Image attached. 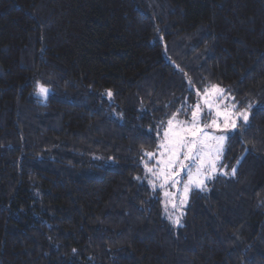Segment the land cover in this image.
Returning <instances> with one entry per match:
<instances>
[{
    "label": "trees",
    "instance_id": "trees-1",
    "mask_svg": "<svg viewBox=\"0 0 264 264\" xmlns=\"http://www.w3.org/2000/svg\"><path fill=\"white\" fill-rule=\"evenodd\" d=\"M212 85L249 121L175 227L143 162ZM0 264H264V0H0Z\"/></svg>",
    "mask_w": 264,
    "mask_h": 264
},
{
    "label": "snow or ice",
    "instance_id": "snow-or-ice-1",
    "mask_svg": "<svg viewBox=\"0 0 264 264\" xmlns=\"http://www.w3.org/2000/svg\"><path fill=\"white\" fill-rule=\"evenodd\" d=\"M38 92L41 95H46L48 89L38 84ZM111 96V92L108 93ZM223 99H234L225 96V90L218 85H212L210 89L206 88L202 97L203 103H197L191 110V118L188 121L177 120L173 116L167 121V130L164 133V141L158 145L160 149V159L157 164L160 166L157 169L148 168L147 171L155 176L156 180L161 181L160 187L165 186L175 187L181 182L179 177L180 172L187 169L188 181L183 186V198L180 200V206L187 202V195L193 184L201 190H206L204 179L206 166H210L211 172L216 171L215 160L220 158L222 145L226 137L224 135H210L206 129L221 128L220 118L223 117V129L237 127V121L242 120L245 124L249 121V110L252 105L247 108L237 110V105L232 103L230 106L225 105L220 108L217 101ZM204 107L208 109L207 115H212L215 109V115L212 116L210 123H205L201 126V114ZM215 142V146L213 145ZM215 153V159L212 154ZM149 157H154L155 153H146ZM183 157V159H181ZM184 161H188L187 164ZM195 167L193 174L192 168ZM236 169L232 168L231 174L235 175ZM225 175L229 173L225 172ZM207 179H211V174H208ZM151 183V181H150ZM155 187V184H153ZM173 193L165 192L166 197L173 196ZM173 208H177L175 203H172ZM167 210V209H166ZM171 218V217H169ZM178 224L179 219L173 221ZM75 251V250H74Z\"/></svg>",
    "mask_w": 264,
    "mask_h": 264
},
{
    "label": "rangeland",
    "instance_id": "rangeland-1",
    "mask_svg": "<svg viewBox=\"0 0 264 264\" xmlns=\"http://www.w3.org/2000/svg\"><path fill=\"white\" fill-rule=\"evenodd\" d=\"M211 87H209L208 89H210ZM49 93V90L47 92L46 95H41L39 94V97L41 99H46L47 95ZM203 93H200V104L203 103V100H202V97H203ZM225 96L228 97V98H232L231 95H228L226 92H225ZM217 103L219 104L220 108L223 109L225 105H231L232 103H234L233 99H223V100H219L217 101ZM207 112H208V109L206 107H204V110L201 114V126L205 123H210L211 119H212V116L215 115V109H213V112H212V115H207ZM250 113V111H249ZM249 117H250V114H249ZM191 117H183V118H179V117H176L177 120H183V121H188L190 120ZM222 121H223V117L220 118V122L221 123V128L220 129H217V128H208L206 129V131L209 132L210 135H214V136H220V135H224L226 137L225 141L223 142V145H222V151H221V154H220V158L218 160H215V164H216V171L215 172H211V168L210 166H206L205 168V176L204 177H201L204 179V183L206 184V182L210 181V180H213L217 175L220 174L219 172V164L220 162L222 161V156H223V151H224V148H225V145H226V142H227V138H228V135L234 130L232 128H228V129H223V124H222ZM243 122L242 120H238L237 121V125L239 123ZM167 130V126L165 128V131ZM164 131V133H165ZM163 133V134H164ZM164 141V136H163V139L160 141V144ZM159 144V145H160ZM213 145L215 146V142H213ZM152 153H155V156L154 157H149L148 155H146V159L145 161L143 162V166H144V169H145V180H146V183L151 187V189L154 191V192H158L159 193V198L161 200V206H162V213H163V216H164V219L169 223V224H172L173 226H178L180 224V222L178 224L176 223H173L174 220L176 219H179V221L181 220L182 216L185 214L186 212V209H187V206L189 205L190 203V196H191V193H193L195 190H201V188H198L195 186V184H193L190 188V191L187 195V202L183 205V206H180V200L183 198V186H184V183H186L188 181V174H187V169H185L184 171L180 172V175L179 177H177V179H180L181 182L179 184H177L175 187H170V186H165L164 188H161L160 187V183L161 181L159 180H156L155 176H153L151 173H149L147 171L148 168H153L154 170L157 169L158 167H160L158 164H157V160H159L161 157L159 155L160 153V149L158 148L156 151L152 152ZM212 158L215 159V153L212 154ZM181 159H183V157H181ZM185 164L188 163V161H184ZM192 172L193 174L195 173V167L192 168ZM208 174H211V179H207V175ZM151 181V183H150ZM153 184H155V187H153ZM165 192H169V193H173L174 195L173 196H170V197H166L165 196ZM172 203H175L177 205V208H173L172 207ZM167 209V210H166ZM171 217V218H169Z\"/></svg>",
    "mask_w": 264,
    "mask_h": 264
}]
</instances>
